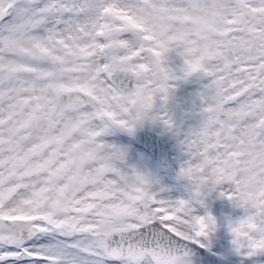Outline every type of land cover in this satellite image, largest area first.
I'll return each instance as SVG.
<instances>
[{"label":"snow or ice","instance_id":"1","mask_svg":"<svg viewBox=\"0 0 264 264\" xmlns=\"http://www.w3.org/2000/svg\"><path fill=\"white\" fill-rule=\"evenodd\" d=\"M193 75L188 195L162 199L98 138L142 125L138 101L180 136L157 101ZM213 192L246 213L234 250L264 252V0H0V264H192Z\"/></svg>","mask_w":264,"mask_h":264},{"label":"rangeland","instance_id":"2","mask_svg":"<svg viewBox=\"0 0 264 264\" xmlns=\"http://www.w3.org/2000/svg\"><path fill=\"white\" fill-rule=\"evenodd\" d=\"M182 63L183 61L179 56L176 54L173 56L170 55L169 65L171 67L179 69L182 66ZM174 83L175 87L166 108L162 107V101H157V109L159 111L166 110L168 112V115L172 117L175 125L179 128L181 135L176 136L172 132L166 131L165 126L162 123L158 122L154 124L150 121H145L142 125H138L135 131L142 128L156 133L160 137L162 144L170 149L171 157L179 162L181 159L182 161L188 159L186 153L182 150L179 141L183 138L184 132L198 126L200 120L198 113L201 106L199 94L204 91V86L208 83V79L202 76L193 75L187 80H181ZM186 120L190 123L186 130H184ZM133 133L114 129L111 130L109 134L103 135L98 139L100 142L108 144H112L107 142V140L110 139L126 141L129 148L134 149V157L138 160L141 168H143V173L153 182L152 187L161 177L164 178V181L168 180L172 187L169 190L165 189V191L158 192L160 198L167 199L169 195L170 198L174 197V200L179 199L182 196L187 198L188 181L179 178L181 169L180 164L176 179L167 178L160 172L157 166L154 165L153 159L149 154L136 143L133 138ZM116 146L119 148L122 147L119 143H117ZM221 190L223 191L224 188L219 189V191ZM217 197L218 192H213L207 200V209L202 210V213L205 215H212L216 220V227H220V229L223 230L220 231L219 229L210 233L209 238L203 241L205 244V247H203L204 253L200 256L190 257L192 264H264V252L248 257L241 255L243 251H247L248 249H242L241 253H237L234 250L235 246L232 243L233 240H230L233 235L229 229V222H231L232 219L234 220L233 223L237 222L243 218L246 213L243 208L234 205L233 202L226 198ZM108 264H117V262L109 261ZM145 264H147V261H145Z\"/></svg>","mask_w":264,"mask_h":264},{"label":"water","instance_id":"3","mask_svg":"<svg viewBox=\"0 0 264 264\" xmlns=\"http://www.w3.org/2000/svg\"><path fill=\"white\" fill-rule=\"evenodd\" d=\"M117 85L124 86L130 89L133 84L123 74L115 78ZM135 140L148 154L153 158L154 164L162 171L169 179L176 178L178 165L170 156L169 149L165 148L159 136L152 131L139 129L134 133ZM188 250L191 255L200 256L204 253L203 247L198 244H189Z\"/></svg>","mask_w":264,"mask_h":264},{"label":"bare ground","instance_id":"4","mask_svg":"<svg viewBox=\"0 0 264 264\" xmlns=\"http://www.w3.org/2000/svg\"><path fill=\"white\" fill-rule=\"evenodd\" d=\"M175 53H171L170 55L173 56ZM190 122L188 120L185 121V129L187 128L188 124ZM107 142L109 143H112L114 145H116L117 143H119L120 145H122L121 149L125 151L126 153V163L127 165L129 166V168L131 167H135L137 168L139 171L143 172V168H141L138 160L134 157V149H130L129 146L126 144V141L124 140H119V139H110V140H107ZM187 160V159H186ZM185 161H182L179 160V164H180V168L181 166L184 164ZM158 168V167H157ZM159 169V168H158ZM161 172V171H160ZM162 173V172H161ZM172 187V185L169 183L168 180H165L164 181V178L161 177L155 184L154 186L152 187V191L156 192L158 194V192H161V189H163V191H165V189L169 190L170 188ZM225 190V188H224ZM222 191V190H221ZM168 196V195H167ZM173 198V199H172ZM170 198V195L169 197H167V199L169 200H174V197ZM182 198H185V196H182L180 197L179 199H182ZM177 200V199H176ZM202 210H205V209H200L199 210V214L201 215H205L202 213ZM231 222H234V220L232 219ZM220 227H215V231L219 230ZM223 229H220V231H222ZM213 231V232H215ZM230 240H233V237H231ZM213 241V239H212ZM247 249V248H246ZM248 251V250H247ZM247 251H243L241 255H244V256H247Z\"/></svg>","mask_w":264,"mask_h":264},{"label":"clouds","instance_id":"5","mask_svg":"<svg viewBox=\"0 0 264 264\" xmlns=\"http://www.w3.org/2000/svg\"><path fill=\"white\" fill-rule=\"evenodd\" d=\"M209 19L211 20V18ZM133 107L136 108L137 114L141 116L142 118H144L145 121H147V114H148L147 110L143 108V106L139 103V101Z\"/></svg>","mask_w":264,"mask_h":264}]
</instances>
